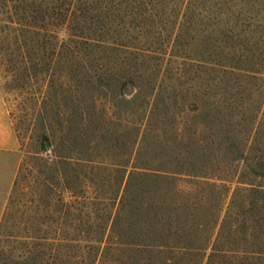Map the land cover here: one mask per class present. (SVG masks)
<instances>
[{
  "label": "trees",
  "instance_id": "trees-1",
  "mask_svg": "<svg viewBox=\"0 0 264 264\" xmlns=\"http://www.w3.org/2000/svg\"><path fill=\"white\" fill-rule=\"evenodd\" d=\"M3 27L42 90L0 264H264V0H0Z\"/></svg>",
  "mask_w": 264,
  "mask_h": 264
},
{
  "label": "rangeland",
  "instance_id": "rangeland-1",
  "mask_svg": "<svg viewBox=\"0 0 264 264\" xmlns=\"http://www.w3.org/2000/svg\"><path fill=\"white\" fill-rule=\"evenodd\" d=\"M2 40L4 50L2 53L0 51V117L6 119V123L1 126H11L17 139L18 144L16 154H14L15 163L17 164L16 179L23 162L30 160V154L27 151L39 149V145L36 142L39 131L35 127L36 119L34 115L38 108V103L34 98L32 101H27V97L35 96L36 92L42 90V85L38 83L29 87L25 75L26 59L22 52L14 56H9L11 48L14 47L12 45V35L9 30L4 29ZM27 142L29 145H27ZM35 175L34 173L30 174L24 179L21 182L18 193L15 195L21 201L18 202L14 210L17 217H27L29 213L28 208L23 204V198L32 189L31 187L36 185ZM12 190L13 186L4 199L6 203L4 214L9 207ZM21 228L17 227L15 229L19 230Z\"/></svg>",
  "mask_w": 264,
  "mask_h": 264
},
{
  "label": "crops",
  "instance_id": "crops-1",
  "mask_svg": "<svg viewBox=\"0 0 264 264\" xmlns=\"http://www.w3.org/2000/svg\"><path fill=\"white\" fill-rule=\"evenodd\" d=\"M6 119L0 117V222L5 211V197L13 186L17 164L16 154L17 139L11 126H1ZM3 199V201H2Z\"/></svg>",
  "mask_w": 264,
  "mask_h": 264
}]
</instances>
